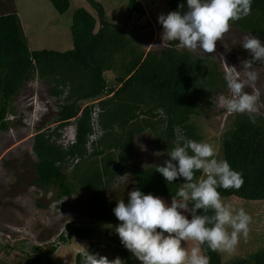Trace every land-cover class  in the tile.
Listing matches in <instances>:
<instances>
[{"label": "trees", "instance_id": "1", "mask_svg": "<svg viewBox=\"0 0 264 264\" xmlns=\"http://www.w3.org/2000/svg\"><path fill=\"white\" fill-rule=\"evenodd\" d=\"M49 2L60 14L67 11L70 4V0ZM86 2L95 15L84 7L74 11L69 28L72 46L64 51L31 49L17 12L0 7V129L8 128L6 116L13 111L10 102L25 83L34 77L45 80L50 95L58 99L54 119L57 124L33 135L35 183L54 188L57 200L81 191L88 193L87 219L68 221L56 241L43 251L38 245H30L32 264H43V255L47 257L72 238L89 241L90 252L108 256L112 251L119 254L125 264H135L120 246L118 234L105 224L100 236L105 237L108 244L105 240L92 241L99 232L98 223L118 221L113 212L117 200L109 199L108 188L132 165L130 175L134 189L172 198L182 186V178L168 183L156 171V166L170 158L167 151L174 146L177 129L186 138L201 141L191 117L200 113L201 103L212 105L210 97L220 84L226 86V80L210 57L179 50L176 41L168 42L160 51L144 54L122 26L106 19L100 1ZM180 3L186 9L187 0H167L169 11L180 10ZM134 13L143 15V8L138 0H128L126 14ZM232 24L264 42V0H252L251 14ZM245 56L251 58L247 53ZM206 60L210 63L206 64ZM115 68L116 75L111 82L107 81L105 72ZM99 97L104 98L99 100L93 119L92 104H82ZM72 119L76 124V139L64 148L57 142L59 130ZM94 124L101 129V134L88 150L87 142ZM146 130L153 133L152 144L165 158L161 163L147 166L131 164L139 153L135 136ZM220 150L223 159L240 172L244 180L238 190L218 188L221 196L264 202V114L258 115L254 124L247 114H234L229 128L222 134ZM75 156L81 160L70 165L69 158ZM202 177V172L195 173L196 180ZM127 200L128 197L124 198L126 203ZM106 249L108 252H104ZM201 250L210 258V264H221L218 252L206 244ZM81 253L76 254L75 264H81ZM47 261L46 264H52ZM230 264H264V250L238 257Z\"/></svg>", "mask_w": 264, "mask_h": 264}, {"label": "rangeland", "instance_id": "2", "mask_svg": "<svg viewBox=\"0 0 264 264\" xmlns=\"http://www.w3.org/2000/svg\"><path fill=\"white\" fill-rule=\"evenodd\" d=\"M98 1L105 8L106 19L122 26L132 42L144 54L148 51H160L167 46L168 41L162 42L161 39L163 26L158 22L160 14L167 15L170 12L167 0H138L144 13L143 15L134 13L131 16L126 14L128 0ZM1 2H4V5L0 7L7 11L15 10L17 12L28 45L35 50L47 48L64 51L70 49L72 39L69 28L74 11L79 7H84L95 15V11L86 0H70L69 8L62 14L54 9L49 0H0V4ZM245 36L254 35L241 32L231 24L229 32L217 42L215 54L209 55L200 49L194 52L189 51L180 48L178 42L176 48L187 50L195 56L210 57L216 63L218 73L225 79L226 72L232 66L243 73L245 69L242 61L251 60L245 56V53L250 56L251 54L240 45ZM205 63L209 64L210 61L206 60ZM118 65L119 62L116 66ZM115 70L117 71L115 68L105 72L107 81H112L116 75ZM251 70L258 73L255 88L259 92L260 103L264 105V63L254 62ZM48 87V83L38 77L26 82L10 102L13 111H9L7 114L8 128L0 129V264H32L29 255L31 254L29 253L30 245H38L43 251L64 230V225L68 220L84 222L87 219L85 216L87 192H77L57 200L54 188H45L35 183L37 176L32 164L35 157L31 149L33 135L37 131L55 125L53 122L58 104V99L50 95ZM245 91L251 93L253 89L246 87ZM221 95H230L227 82L226 86L220 84L219 89L211 95L212 105L207 106V104L201 103L199 105L200 113L191 117V121L201 135L200 142L214 145L218 159H223L220 150L222 134L229 128L234 116L233 113L229 114L225 109L218 107V98ZM31 97L37 98L39 106L44 109L43 115L38 111H29L27 103L34 102ZM260 112L264 114V107L260 108ZM149 137L150 139L154 138L153 133L146 132L137 139V144L142 152L138 157L141 166L159 161L161 163L165 158L163 152L152 146ZM146 155H148V162L144 160ZM119 177L125 180V186H129V184L133 186V178L130 175L123 172L117 176V178ZM119 180L121 179L119 178L117 182ZM181 180V183L186 182L183 178ZM128 192V188L125 191L123 188L119 190H113L111 186L108 188L111 201L128 197ZM158 197L170 205L171 197ZM221 197L225 203L231 204L234 208L243 207L252 217L249 235L246 239L241 235L236 250L232 253L218 252L221 264H230L238 257H247L257 250H264V202L244 200L236 196ZM185 215L189 216L188 213ZM119 223L120 221L98 223L99 232L92 241L102 242L105 240V237L100 236V231L103 230L102 224L107 227L108 224L116 226ZM106 243L108 244V242ZM120 246L127 251L135 264H140V261L122 243ZM186 246L191 248L194 245L190 242ZM75 247L78 251H84L85 247L89 251L92 250L89 241L72 238L67 244L59 245L54 254H49L47 257L43 255L41 261L43 264H46L47 260L52 264H75ZM104 252H108L107 249ZM108 254L111 259L114 256H119L122 259L119 254L112 251Z\"/></svg>", "mask_w": 264, "mask_h": 264}, {"label": "clouds", "instance_id": "3", "mask_svg": "<svg viewBox=\"0 0 264 264\" xmlns=\"http://www.w3.org/2000/svg\"><path fill=\"white\" fill-rule=\"evenodd\" d=\"M251 5L252 0H187L186 9L180 3V10L158 16V22L163 26L162 42L176 41L180 48L215 54L217 42L229 32L232 22L251 14ZM240 45L251 54V60L242 61L243 73L235 66L226 72L230 95H221L218 107L229 114H247L254 124L264 105L260 103V95L255 88L258 73L251 69L254 62L264 63V42L257 36H245ZM246 87L253 91H245ZM31 98L36 105L29 101V111L43 115L44 109L39 106L37 98ZM102 98L84 101L82 106L92 104L94 110ZM59 131L57 142L62 147L75 142L74 119ZM96 133L97 139L101 134L99 127ZM176 133L174 146L167 151L170 158L163 165L156 166V171L168 183L178 178L186 181L172 196L170 205L152 193L133 189L128 192L127 203L124 199L117 200L113 209L120 223L107 225L118 234L122 245L140 264H210V258L201 250L203 245L212 251L232 253L241 235L245 239L249 235L252 217L243 207L237 209L225 203L218 191V188L240 189L244 183L242 174L233 170L227 160L218 159L216 148L211 143L188 139L179 129ZM95 140L89 142L88 139L87 145H92ZM198 171L203 173V177L196 180ZM185 213L190 214V218ZM190 242L194 246L188 248L186 245ZM81 264H125V261L119 256L110 260L106 255L90 252L85 247L81 253Z\"/></svg>", "mask_w": 264, "mask_h": 264}, {"label": "crops", "instance_id": "4", "mask_svg": "<svg viewBox=\"0 0 264 264\" xmlns=\"http://www.w3.org/2000/svg\"><path fill=\"white\" fill-rule=\"evenodd\" d=\"M146 132H148L147 130L146 131H144V132H142V133H140V134H138V135H136L135 136V144L138 146V148H139V153H138V155H136L133 159H132V161H131V164H136V165H140L141 163L139 162V155L142 153L141 152V150H140V146L137 144V139L141 136V135H143V134H145ZM149 139H150V137H149ZM150 143L152 144V141H151V139H150ZM152 146L154 147V145L152 144ZM156 148V147H155ZM157 150H159V151H161L159 148H156ZM150 151V150H149ZM162 152V151H161ZM152 154V153H151ZM164 154V153H163ZM147 157L144 159L146 162H148V155H146ZM160 162V161H159ZM159 162H157V163H153V164H158ZM130 164V165H131ZM132 166V165H131ZM128 167L125 171H124V173H126V174H128V175H130V172H131V168L132 167ZM141 166V165H140ZM147 166V165H146ZM123 174V173H122ZM119 176V175H118ZM131 176V175H130ZM132 177V176H131ZM121 179V180H119V182H117V180L118 179ZM119 178H115V183H113L112 185H111V189H113V190H119V189H121V188H123V190L125 191V189L127 190V188L129 189V191H131V190H133L134 189V179H133V186L131 185V184H129V186L127 185V186H125V184H124V181L125 180H123L121 177H119ZM133 178V177H132ZM109 196V195H108ZM156 196H161V195H156ZM164 197V196H163ZM120 200V199H119ZM107 223H110V222H107ZM117 235V234H116ZM117 237H118V235H117ZM74 239H78V238H74ZM118 239H119V241H120V238L118 237ZM71 241V240H70ZM69 241V242H70ZM121 242V241H120ZM56 252V251H55ZM74 252H75V256H76V254L78 253V252H83V251H78V249H76V247H75V249H74ZM52 254H54V252L52 253ZM75 256H74V263H75ZM110 260H111V257H110V255H108L107 256ZM116 258V256H114L113 257V259H115Z\"/></svg>", "mask_w": 264, "mask_h": 264}, {"label": "built area", "instance_id": "5", "mask_svg": "<svg viewBox=\"0 0 264 264\" xmlns=\"http://www.w3.org/2000/svg\"><path fill=\"white\" fill-rule=\"evenodd\" d=\"M97 109H98V107L97 106H95V108H94V112H93V119H95V117H96V115H97ZM96 121V120H95ZM96 131H98V127H97V125L96 124H94V132H93V134H91L90 136H89V142H91V141H93V140H95L96 139ZM63 144H65V142L63 143ZM88 146V148H89V146H90V144H88L87 145ZM79 160V158L78 157H75V158H69V160H68V162L70 163V165H73V164H75L77 161ZM56 240H54L53 242H55Z\"/></svg>", "mask_w": 264, "mask_h": 264}]
</instances>
